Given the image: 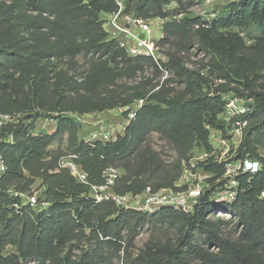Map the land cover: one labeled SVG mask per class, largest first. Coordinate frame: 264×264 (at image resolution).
Wrapping results in <instances>:
<instances>
[{"label":"trees","instance_id":"16d2710c","mask_svg":"<svg viewBox=\"0 0 264 264\" xmlns=\"http://www.w3.org/2000/svg\"><path fill=\"white\" fill-rule=\"evenodd\" d=\"M174 1L184 4L126 0L125 11L145 18L163 16L164 7ZM116 9L115 0H0V111L25 115L0 127V155L8 166L0 180V264H264V168L238 175L236 200L213 203L225 183L226 162L211 158L202 165L214 176L193 212L166 207L144 214L112 201H93L88 188L59 167V158L73 153L92 184H101L103 171L114 165L124 170L117 186L121 193L175 187L184 162L213 150L211 130H222L231 139L237 121L246 124L230 159H260L264 0L230 2L227 14L207 25L191 17L168 22L161 43L178 38L180 50L187 51L198 40V49L210 55V75L186 66L177 51L163 63L172 76L162 83L144 76L135 85L118 82L144 74L148 67L156 76L163 72L152 58L130 57L109 39L103 17ZM253 25L261 34L251 45L232 30ZM81 53L97 57L79 80L60 64L75 62ZM213 75L224 82L214 81ZM176 79L184 83L182 89L173 85ZM231 92L246 98L248 108L225 121L220 115ZM139 98L148 103L115 140L81 138L75 115L126 107ZM44 116L57 121L55 131L32 134L35 120ZM154 132L173 146L175 160L166 163L148 143ZM65 134L68 152L51 150L54 140ZM37 180L43 191L33 205L20 193L32 194ZM146 226L169 227L175 235L150 238L134 253L135 239Z\"/></svg>","mask_w":264,"mask_h":264},{"label":"built area","instance_id":"2783aa9c","mask_svg":"<svg viewBox=\"0 0 264 264\" xmlns=\"http://www.w3.org/2000/svg\"><path fill=\"white\" fill-rule=\"evenodd\" d=\"M117 9L108 14V20L104 23V27L109 34V39L116 41L119 46L130 57L147 56L152 58L155 63L162 70L161 83L169 77V71L163 66V61L160 55V45L153 37V27L156 26L158 17L145 18L125 11L126 0H115ZM200 72L209 76L207 69L200 70ZM81 80V78H78ZM161 85L156 86L155 90L159 89ZM231 94V93H230ZM228 94L225 96L227 100V107L225 114V121H230L240 113L246 111L245 108L240 111H234V99ZM148 103L147 98L136 99L132 104L123 107L122 113L127 110L128 114L124 115V123L114 133L108 125H103L89 132L88 135H81V138L86 142L113 141L119 134H123L126 126L136 117L138 110ZM111 111V110H108ZM105 112V111H103ZM102 113V112H98ZM25 115H14L9 113H2L0 111V127L9 123L18 122L19 117ZM42 117L35 120V125L32 129V134L37 135L40 132L53 133L50 128L45 129V124L42 122ZM239 127L232 131L231 139H227L222 130L212 129L211 140L218 137L222 145H226V141H232L236 146L241 142L243 135V126L246 122L237 121ZM55 131V128L53 129ZM214 132V134H213ZM215 134H218L215 136ZM214 149L211 152L201 151L192 156L189 163H183V171L180 177L175 182V187H163L153 189L148 186L141 192H119L117 186L124 175V170L121 167L114 165L108 166L103 171V182L101 184H92L89 180V175L77 160L78 155L67 153L59 158V167L67 169L75 180L85 185L88 188V196L95 202L112 201L118 207L134 210L144 214H150L157 210L166 207H172L186 213H191L195 210L201 202V197L205 193L206 187L209 185L208 179L214 176V173L204 168L202 163L207 162L213 158L215 161L221 163L226 162V172L224 175L225 183L222 189L214 195L213 203L217 202H233L238 196L239 182L238 175L245 172L255 173L264 168V148L260 149V159H224L222 155L216 153ZM8 166L2 155H0V180L3 174L7 171ZM33 193H20L27 203L37 204L39 197L42 194L43 188L40 186V181L37 180L32 186ZM264 196V192H263ZM42 206H46L47 202H41ZM222 215H229L231 213H222Z\"/></svg>","mask_w":264,"mask_h":264},{"label":"rangeland","instance_id":"374dc122","mask_svg":"<svg viewBox=\"0 0 264 264\" xmlns=\"http://www.w3.org/2000/svg\"><path fill=\"white\" fill-rule=\"evenodd\" d=\"M233 1H240V0H184V4L181 5L178 2L174 1L167 4L164 7L165 15H157L159 23L157 21L156 26L153 27V37L155 40L159 42L160 45V55L161 60L163 63H168L169 61V53L171 52H180V55L184 56L183 60L186 63V66L192 69H202L208 71L210 75L211 69L209 67V58L210 55L206 54L204 51H200L198 49V40L196 41L195 45L187 51H181V44L178 38H171L168 42H162L161 40L166 36V24L172 21H179L184 17H191V18H198L204 25H207L211 20L215 18H219L220 16H224L227 13L226 6ZM108 14H105L103 19L104 23L109 19ZM200 24H196V28L199 27ZM232 30L238 32L245 38L246 44L251 45L255 41L253 37L260 35L261 30L256 26L253 25L250 28H239L234 27ZM97 57V55L93 56V54H79L75 58V62H71L68 59L65 60L63 64H60V67L64 69H69L70 73L73 74L76 72L78 74V78H85L88 74L91 66V62L93 59ZM72 63V66H71ZM71 66V67H70ZM169 76L173 75V71L171 69V73ZM145 77L152 78L154 82L161 81V76H156V72L154 68L148 67L144 74H139L137 77L133 79H123L118 82L119 85H135L140 80ZM214 81H219V83H223V79H218L215 75H213ZM260 82L264 83V71L261 74ZM177 89H182L184 87V83L180 79H176L174 84ZM235 85V83L233 84ZM111 88V87H110ZM234 99V111H240L241 109L248 108V101L246 98L239 96L238 94L231 92L230 94ZM123 107H118L112 109L111 111H105L102 113H88L85 115H75L77 120L81 122V135H88L90 131L97 129L103 125H108L109 128L115 133L122 123H124V115L122 113ZM221 118H225V114L220 115ZM225 120V119H224ZM43 124H45V129H49L53 131L54 128L57 126V121L50 117H42ZM238 124L237 122L233 123L232 125ZM236 129V128H235ZM214 134V132H213ZM218 134H215L217 136ZM219 138L214 137L212 138L211 142L213 144L214 149L217 150V154L222 155L224 159H229L230 154L232 151L233 146H236L232 141H226V145H222ZM148 143L161 155V157L165 160L166 163L172 162L177 158V152L173 148V146L163 138L159 133L154 132L149 140ZM62 148L65 152H68V138L67 134L64 136L54 140L51 144L50 149L56 150L58 148ZM229 216V215H227ZM174 231L169 227H163L159 229H153L150 226H146L143 228L140 233L137 235L135 239L136 248L133 249L134 253H137L138 249L143 247V245L150 239V238H158L161 240H165L167 238L174 237ZM9 251H14V247H9ZM34 264V263H31Z\"/></svg>","mask_w":264,"mask_h":264},{"label":"water","instance_id":"95a60500","mask_svg":"<svg viewBox=\"0 0 264 264\" xmlns=\"http://www.w3.org/2000/svg\"><path fill=\"white\" fill-rule=\"evenodd\" d=\"M77 123L81 126V122L80 121H77Z\"/></svg>","mask_w":264,"mask_h":264}]
</instances>
